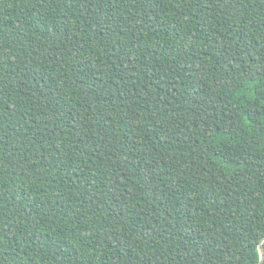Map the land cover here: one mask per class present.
<instances>
[{"label": "trees", "instance_id": "16d2710c", "mask_svg": "<svg viewBox=\"0 0 264 264\" xmlns=\"http://www.w3.org/2000/svg\"><path fill=\"white\" fill-rule=\"evenodd\" d=\"M264 264V0H0V264Z\"/></svg>", "mask_w": 264, "mask_h": 264}, {"label": "water", "instance_id": "95a60500", "mask_svg": "<svg viewBox=\"0 0 264 264\" xmlns=\"http://www.w3.org/2000/svg\"><path fill=\"white\" fill-rule=\"evenodd\" d=\"M259 253H260V261L258 264H261L262 263V260H263V253L261 251V248L259 247Z\"/></svg>", "mask_w": 264, "mask_h": 264}]
</instances>
